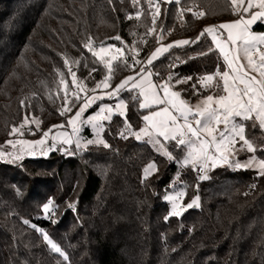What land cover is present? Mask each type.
<instances>
[{"label":"trees","instance_id":"trees-1","mask_svg":"<svg viewBox=\"0 0 264 264\" xmlns=\"http://www.w3.org/2000/svg\"><path fill=\"white\" fill-rule=\"evenodd\" d=\"M161 8L153 25L155 8L149 9L147 0L136 5L133 0H0V147L25 124V117L30 126L22 130L30 137L65 121L61 75L72 88L69 67L89 87L105 76L112 84L140 72L139 63L129 68L119 60L108 73L84 47L89 37L93 48L121 46L126 56L137 48L140 63L162 38L167 45L189 40L147 66L159 74L154 81H167L170 74L172 80L191 77L177 88L192 100L194 93L224 94L215 87L205 90L199 82L227 68L211 37L200 33L238 18L230 0H181ZM182 8L204 16L181 15ZM92 68L97 70L89 76ZM74 92L68 93L70 101ZM122 96L130 129L122 138L125 116L115 115L104 131L109 148L91 145L74 154L57 151L14 164L0 161V264H264V176L217 168L198 181L187 167L180 171L183 204L198 197L200 205L181 217L170 216L164 195L179 167L131 135L145 127L147 110L133 99L139 97L135 90ZM245 125L247 138L263 145L259 124L250 120ZM166 145L176 159L183 156L176 141ZM261 149L256 154L264 158ZM151 161L158 172L146 178L144 169ZM50 201L46 215L43 205ZM43 234L67 260L52 251Z\"/></svg>","mask_w":264,"mask_h":264},{"label":"snow or ice","instance_id":"snow-or-ice-1","mask_svg":"<svg viewBox=\"0 0 264 264\" xmlns=\"http://www.w3.org/2000/svg\"><path fill=\"white\" fill-rule=\"evenodd\" d=\"M168 3L180 4L181 0H167ZM149 9L155 8L154 12H151L152 24L155 25L156 17L160 13L159 0H147ZM133 4H139V0H133ZM230 7L232 13L239 18L230 23L220 24L218 26H209L202 30L200 36L205 33L211 36L212 41L216 44L220 53L223 55L224 60L227 62L229 71L218 72L219 81L215 85L205 84L204 82H212L214 80L213 75H207L200 78V83L207 89L209 87H215L217 90L224 94L214 95L209 94L201 100V102L195 106L187 104L185 101L180 100L176 102L180 97V93L176 91H170L172 87V76L169 75L167 81L162 83H155L152 80H146V86L144 84H138L135 82L134 76L125 78L120 84L106 95L109 98L118 96L121 90H129L126 86L131 83V88L135 89L139 87V97H143L142 101H139V97H133L134 100L139 101L140 109H152L148 114L143 116V120L147 123L148 127L141 129L139 132H131L136 139H141L142 136H147L148 143L159 144L160 140L157 137H163L165 141H176V147L181 150H187L186 156L183 160L184 165L191 164L194 168L199 165L200 170L203 171L212 162L213 166L216 160L219 158L221 162L228 163V155L226 153L235 152L237 149L235 145L242 141V147H245L249 153H255L258 149L254 146L245 135L246 125L240 121H256L259 122L261 129H264V33H257L253 31V25L259 21L264 23V0H230ZM258 9L252 11V9ZM192 12L197 17L204 16L203 12L193 11L191 8H182L183 12ZM132 17L129 16V19ZM139 19V13L137 14ZM218 29H224L227 31L225 37L223 33H220ZM154 30V29H152ZM115 40H121L119 36L113 37ZM199 39V37L197 38ZM189 40H181L174 42V44H168L157 48L155 52L147 60V64L151 65L154 59H157L159 54L168 51L173 46L187 45ZM84 47L91 52L92 56L96 57L107 68L108 73L113 72V67L110 63H106L103 60L102 54L107 51V48L103 45L99 47V50L93 48L92 38L89 37ZM211 50V49H210ZM117 53H122V49L116 48ZM207 55L208 53H201ZM245 61V63H242ZM75 63H79L76 61ZM122 63L129 68L127 60ZM136 63H140L136 61ZM65 64L68 65V61L65 60ZM171 67V66H170ZM69 74L72 76V88H69L68 82L64 80L61 75V83L64 84L65 95L61 98L64 102V106L61 111V115L66 112H71L75 108L74 116H70L67 123L72 126V135L64 133V139L61 141L63 144L72 145L73 137H75L76 148L81 146L87 148L88 145H103L104 148H109L110 145L105 142L101 133L104 131V124L101 121L111 120L113 114V107L103 105L100 107L96 116H90L87 119H81L82 114L91 107L97 99H104L105 94L97 95H85L80 96V89L83 88V82L79 81L76 73L69 67ZM97 69L92 68L89 71V76ZM141 73H145L146 77L153 75H159L153 73L148 68H141ZM255 72L257 75H252ZM140 73H137L139 75ZM191 77H186L182 80L176 81V83H187ZM110 76H105L104 80L98 82L95 88L91 89L92 93L96 92V89L110 87ZM195 87V84L193 85ZM73 93L74 101L69 100L68 93ZM89 91V90H86ZM162 93V94H161ZM59 98V97H58ZM51 99V97H50ZM23 105V102H21ZM160 105H166L159 107ZM126 107L124 101H120L115 104V110L120 111L121 115H124L123 109ZM107 112L108 115H102ZM77 121L81 125H91L92 130L95 133L94 139L83 140L80 136L81 128L77 127ZM125 130L120 133L122 138H127L126 133L130 129V125L127 124V117L125 116ZM27 117H25L24 123L26 124ZM223 125V128L220 126ZM23 126V125H21ZM53 127H61L64 125H58ZM13 127V131H15ZM49 131L43 133V137L38 141H23L24 144L44 145L46 143V137L49 135ZM218 133V134H217ZM56 145L52 143L49 145V150H55ZM264 150V149H261ZM67 151V149H65ZM169 159H172L171 153H165ZM5 153L0 152V157ZM16 158V157H14ZM233 166L235 168H249L258 167L259 175L264 176V158L257 159L254 155L246 162L241 163L238 160L234 161ZM154 166L149 165L145 169V177L153 170ZM206 177H201L205 179ZM184 196V191H179L176 195H170L166 197L172 204L171 215L179 216L183 211L198 207V197L191 200V202L181 205L179 198ZM51 201L43 205V211L48 213L50 210ZM69 207L74 208L73 204H69ZM54 214V212H53ZM49 218H51L49 216ZM25 224L29 221L25 220ZM32 227H36L32 225ZM39 231V229H37ZM43 239L51 247L52 251L59 253L68 259L67 256L61 251L60 247L47 235L43 234Z\"/></svg>","mask_w":264,"mask_h":264},{"label":"rangeland","instance_id":"rangeland-1","mask_svg":"<svg viewBox=\"0 0 264 264\" xmlns=\"http://www.w3.org/2000/svg\"><path fill=\"white\" fill-rule=\"evenodd\" d=\"M163 4H170V3H168L167 0H159L160 13H161V9H162L161 7H162ZM257 10L258 9H255V8L252 9V11H257ZM160 13H159V15H160ZM238 18H236L235 20H237ZM235 20L223 22V23H220V24L230 23V22H233ZM220 24H218V25H220ZM218 25H214V26H218ZM218 31L220 33H223L225 37L227 36V31L226 30H224V29H218ZM253 31H255L257 33H264V23H261V22L257 21L253 25ZM163 39L164 38H162L160 40V43H159V45H158L157 48H161L162 46L167 45ZM103 46H105L107 48V51L102 54L103 60L106 63H110L112 65V67L114 66L115 62H117L119 60H123V58L126 55V50H125L124 47H121V46L119 47V46L110 45V44L103 45ZM215 46H216V44H215ZM99 47H96L94 49H96L98 51L99 50ZM116 48L122 49V53L123 54L121 55V53H117L115 51ZM216 48H217V46H216ZM155 50L153 52H155ZM130 52H132L135 55V57H137V59L139 58V52H138V49L137 48H132L130 50ZM219 52H220V50H219ZM164 53L165 52H163L162 54H159V56H158L157 59H159L161 56H163ZM221 56L223 57L222 54H221ZM155 60L156 59H154L153 61H155ZM225 63H226V67H227L226 68V71H229L227 62L225 61ZM242 63H245L246 64L245 61H242ZM138 73H140V74L137 75V72H136V74H134V73L133 74H130V75L126 76L125 78H127L129 76H134L136 83H138V84H144L145 86H146V80H149L150 79L153 82H155L153 76L146 77V74L145 73H141V72H138ZM208 75H213L214 76V80L212 82L205 81L204 83L205 84L215 85L216 82H217V80H218V78H219V76H217L216 74H208ZM252 75H257V73L253 72ZM76 76H77V74H76ZM123 80H121L119 83H112V84L110 83V80H109L110 87L104 88L102 86L101 88L96 89V92L95 93H92L90 90L93 89V88H95L96 84L98 82L102 81V80L97 81L92 87H89V86H87V85H85L83 83V86L84 87L81 88L80 89V92H79V94H80L81 97L85 96L86 94L87 95H97V96H99L101 94H105V95H104V99H102V100L101 99H97L95 101V103L91 107H89L82 114L81 119H87L90 116H96L97 113L99 112L101 106L108 105V106L113 107V114L111 116V120H112V118L115 115H121L120 114V111L115 110V104H117L121 100L124 101L125 102V105H126V107L122 110L123 113H124V115H121V116H125L126 113H127V103H126L125 99L123 98L122 94L126 90H121L119 92V94L117 96L118 97V101L116 103H114V104L110 103V98L106 95V93L111 92L116 87V85L120 84ZM179 80H182V79L172 80L171 81L172 87L170 88V91H176V92H179L180 93V97L177 98V100H176L177 103H179L180 100H183L187 104L192 105V106H195V105L199 104L201 102V100L207 96L206 95V96H203L202 97V96H199L197 93H194V95H193L194 96V99L193 100L192 99H187V98L183 97L181 91L177 88V86H185V85H188L190 83V81H188L187 83H179V84L176 83V81H179ZM71 81H72V76H71ZM131 83H132V81H130L129 82V85L126 86L127 89H129V90H135L136 93H137V95L139 96V93H140V90L141 89L139 87H137L135 89L131 88ZM202 87L205 90H209V91L212 90V89H214V87H209V88L206 89L204 87V85H202ZM86 90H89V91H86ZM139 98H140L139 101H142L143 100V97H139ZM164 106H166V105H160L159 107H164ZM94 107H95V109L93 111H91V109L94 108ZM145 110H147V113L146 114H148L150 111H154L156 109L155 108H152V109H145ZM74 113H75V111H73V110L71 112H66L65 113V115H66L65 121H60V122H56V123L52 124L50 126V128H48L45 131H43L42 134L40 136H38V137H30V136H26L25 135V132L22 130V128L29 127L30 126V123L27 122L22 127H20L19 130H17L14 133L12 139L10 141H8L7 145L0 147V152L5 153L4 156L0 157V161H4V162H8V163H13L14 164V163L20 162L24 158H37V157L38 158H48L53 152H57V149L58 148H61L62 150L60 152L61 153H64V154H74L75 151H83V150L87 149L91 145H88L87 148L81 146L79 149H77L76 148V145H75V137H73V144L72 145H67V144L61 143V141L65 138L64 135H63L64 133H67L68 135H72V126L67 123V120H68V118L70 116H74ZM102 115H108V113L107 112H104V113H102ZM111 120L101 121L104 124V131H105V128H106L107 123L110 122ZM240 122L241 123H244V124L246 123V121H240ZM256 122L259 124L258 121H256ZM58 125H64V127L63 128H61V127H53V126H58ZM77 127H80L81 128L80 136L83 138V140L94 139L95 138V133L92 130L91 125H81V123L79 121H77ZM147 127H148V125L146 123L144 128H147ZM220 127L223 128V125H221ZM49 129H51V131L49 132V135L45 138L46 139V143L44 145H33V144H24L23 143V141H30L31 142V141H38V140H40L43 137V133L46 132V131H49ZM104 131L101 133V137L105 141V139H104ZM261 131H262V138L264 140V129H261ZM157 139L160 140V143L159 144L149 143L151 145L152 149L157 154L165 157L166 159L171 160V161H174L178 165V167H179L178 174L173 178L171 184L169 185L168 190L166 191V193L164 195V201L167 203L168 208H169V215L170 216H175V215H171L172 204H171V202L169 200L166 199V197H168L170 195H176L179 191H184V196L179 198V203L181 205H184L183 204V200H184V197H185V184H184V182H181V180H180V175H181L180 174V171L183 170V169H185V168H187V167L188 168H192V170H193V169H195L199 165H197L195 168L191 164L184 165L183 160H184V158L186 156V151H187L186 149L184 150L183 156L178 160L168 150L167 145H166L168 142H170L172 140L165 141L163 137H157ZM139 140L140 141H146L147 142L148 137L147 136H142L141 139H139ZM52 143H55V145H56V149L55 150H49V145H51ZM253 144H254V146H256V144L254 142H253ZM235 148L237 149L235 152L226 153L228 155V163H223L218 158L216 160L215 165L213 166L212 162L209 161L208 166L205 168L206 169L205 176H204V177H206L205 179H208L209 176H210V174L214 170H216L217 168H230L232 170H237V171H239V170H254V171H257L259 173L258 167H249V168L245 169V168H235L233 166H230L231 164H233L234 161H237V160L239 162H241V163H244L249 158H251L253 155L257 159H260V157L256 154V152L255 153H249L246 150L245 147H242V141L241 142H238L235 145ZM258 148L264 149V144L263 145H259V147H257V149ZM65 149H67V151H65ZM165 153H171V155H172L173 158L172 159H169L168 156ZM14 157H16V158H14ZM149 165H153L154 168H153V170H151L148 173L147 177L153 176V175H155L158 172V166H157V164H156L155 161H151L150 163H148V165L145 167V169L148 168ZM145 169H144V176H145ZM198 204L200 205V199H198ZM193 208H195V207H193ZM50 212H51V206H50L49 212L48 213H45V214L48 215ZM184 212L185 211H183L181 213V215L176 216V217H181L184 214Z\"/></svg>","mask_w":264,"mask_h":264},{"label":"built area","instance_id":"built-area-1","mask_svg":"<svg viewBox=\"0 0 264 264\" xmlns=\"http://www.w3.org/2000/svg\"><path fill=\"white\" fill-rule=\"evenodd\" d=\"M124 60H127V62H128V64L129 65H132V66H134L135 65V63H136V61H137V57H135V55L132 53V52H130V54H129V56H126L125 55V57L123 58V61ZM147 62H146V60H144L142 63H139V68L141 69V68H147ZM176 66H179V63H176ZM74 91H76V89H73ZM117 99H118V97L116 96V97H112L111 99H110V102H115V101H117ZM62 149L61 148H58L57 149V151H61ZM205 172H206V169H204L203 171H201L200 170V166H197L195 169H193V174H194V176L196 177V179L198 180V181H201L202 179H201V177H204L205 176ZM50 217L51 218H48L49 220H53V213L50 215Z\"/></svg>","mask_w":264,"mask_h":264},{"label":"crops","instance_id":"crops-1","mask_svg":"<svg viewBox=\"0 0 264 264\" xmlns=\"http://www.w3.org/2000/svg\"><path fill=\"white\" fill-rule=\"evenodd\" d=\"M219 24H220V23H219ZM216 25H218V24H216ZM213 26H214V25H213ZM180 46H181V45H180ZM165 53H166V52H165ZM149 57H150V56H149ZM147 60H148V59H146V62H147ZM156 60H157V59H156ZM110 99H111V98H110ZM117 101H118V99H117ZM117 101H115V102H113V103L110 102V103L114 104V103H116Z\"/></svg>","mask_w":264,"mask_h":264}]
</instances>
